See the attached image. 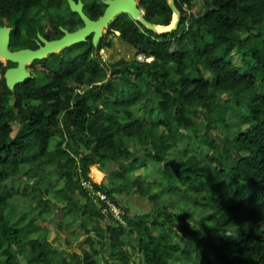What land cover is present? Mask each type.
Here are the masks:
<instances>
[{
  "label": "trees",
  "instance_id": "16d2710c",
  "mask_svg": "<svg viewBox=\"0 0 264 264\" xmlns=\"http://www.w3.org/2000/svg\"><path fill=\"white\" fill-rule=\"evenodd\" d=\"M82 1L91 19L103 16L105 0ZM175 3L181 20L172 32L155 33L121 14L97 48L90 37L35 61L34 75L14 91L1 69L0 255L6 260L0 264H99L95 241L109 248L112 258L137 264L127 253L129 234L136 238L132 249L142 255L141 264H264V0ZM200 4L207 8L197 14ZM139 7L159 26V33L172 24L168 0H140ZM43 13L49 15L46 30L40 21ZM0 25L15 28V50L37 47L38 33L55 40L63 36L61 27L75 31L84 23L67 0H0ZM23 32L29 42L22 39ZM116 32L137 51L134 58H103L101 51L113 47ZM236 49L241 67L233 60ZM140 55L145 60H139ZM110 69L119 74L125 89L108 80ZM81 87L87 89L79 92ZM258 87L262 93L244 99ZM15 122L21 128L13 137ZM219 128L226 131L225 139ZM185 140L194 141L195 148L176 159ZM148 161L158 174L156 187L130 177ZM108 162L121 164L116 184L93 185L124 207L127 225L104 214L81 183L82 178L91 179L93 165ZM27 177L35 178L30 186ZM55 178H63L56 192L66 203L65 214L88 234L95 222V240L87 239L91 250L73 260L56 255L55 234L35 220L17 228L6 215L17 196L37 201L38 215L48 213ZM241 183L247 185L246 192L239 190ZM135 192L149 196L152 203L161 193L188 192L195 207L184 210L176 203L181 211L175 213L164 204L133 217L117 194ZM196 209L200 219L191 224L187 217Z\"/></svg>",
  "mask_w": 264,
  "mask_h": 264
},
{
  "label": "rangeland",
  "instance_id": "374dc122",
  "mask_svg": "<svg viewBox=\"0 0 264 264\" xmlns=\"http://www.w3.org/2000/svg\"><path fill=\"white\" fill-rule=\"evenodd\" d=\"M206 8H207V5L200 4L196 7V13L202 14ZM40 21H41V24L44 26V29L46 27H48V24H49L48 13H43L40 16ZM106 31H107V29L105 30V33H106ZM242 36L244 38L247 37L248 32L242 31ZM121 50H123V49L117 47V48H111V51L113 52V54H111V53L108 54L107 49H105L102 52H103L104 58L108 62L109 61L114 62L116 59L120 58L119 52ZM126 55H128V54H126ZM127 58L130 59V56H128ZM233 60L237 66H239V67L243 66L242 55H241L240 51L237 49L233 52ZM112 71L113 70H111V69L109 70V74L107 77L108 80L112 81L113 84L118 89H125V84H124V82L121 81L119 74H112ZM254 73H255V75H258L257 72H254ZM35 77L38 79L39 74H36ZM207 77L210 80H213V76L211 73H208ZM86 89H87L86 87H81L79 92H83ZM260 93H262V89L258 87L256 93H249V94L244 96V99L245 98L246 99H252L255 94H260ZM224 96L227 97V94H224ZM230 107L231 108L233 107L232 102L230 103ZM243 112L247 113L246 110H243ZM236 127L237 126H233L232 128L235 129ZM245 127H247V126H245ZM20 128H21L20 122L13 123V137L16 136V134L18 133ZM232 128H230V129H232ZM204 131H205V124H202L201 134L204 133ZM217 132L221 135L222 139H225V137H226V131L225 130L219 128L217 130ZM187 137H189V134L187 135ZM127 141H128L130 149L136 150L135 143L132 140H127ZM194 148H195V142L194 141L190 142L189 140H185V141L180 142L179 147H178L179 152L176 154V157H177L176 159H180L184 155L185 149H187V150L189 149L190 151H193ZM120 167H121V164L117 163V165L114 166V169L117 170V169H120ZM91 170H92V167H91ZM130 177L140 178L143 181L147 182L148 185L152 186V187H156L157 183H158V174L156 173L154 166H153V163L151 161H148L146 166H139L135 170L131 171ZM34 180H35L34 177H30V178L27 177V178H25L24 181L27 185L30 186L34 182ZM56 182H58V181H56ZM185 187H186V185L182 183V188H185ZM233 188H235V187L233 186ZM29 189H31L30 187L28 188V191H31ZM154 189H155L156 193H158V192L160 193L158 188H154ZM246 189H247V185L245 183H241L239 185L240 191L246 192ZM170 194H167V193L162 194L161 193V196H159L160 198L157 199V201H154L153 203L149 201V204L144 206V207L147 208L149 211H152L153 208L161 207L162 205L165 204L171 212H175V213H180V211H181L175 205L176 203H178L179 206L181 208H183L184 210H187V209L192 210L195 207L194 201L189 198L190 193H188V192L178 193L177 195L176 194L170 195ZM245 195H247V193H245ZM48 197L54 198L55 200L60 202L59 198H57L55 196V194H53V193L51 195L48 194ZM36 203H37V201L31 200V198L26 197V196H17L13 200H11L10 206L6 212V215H7L8 220L10 221V224L13 225L14 227L21 228V227L27 226L32 219V220H35L36 223H38L44 229H47V231H46L47 233H48V231H49V233H54L55 234V238H54L55 240H54L53 244L59 250L58 253H56V255L60 259H64V258H70L72 260L77 259V258L83 256V251L91 250L92 243L89 242V240H87L88 235L85 233V231L83 229H81L79 227V225H78L79 223L71 220L72 219L71 215H68V216L66 215V217H65V215L62 214V212H59L60 208H57V209H54V211H53V213H56L55 214L56 216H54L50 213H43L40 216V215H38L39 209H35ZM49 208L47 210L48 212H49V210H52L51 206H49ZM199 216H200L199 211H198V209H196L193 212L192 216L187 217V220L191 224H195L196 221L200 219ZM57 218H60L61 224H62V222H63V224L64 223H66L67 225L69 224L70 227H72V229H74V230L71 232V231H67L66 228L63 229L60 226ZM152 219L153 218L151 217L150 221H149L150 223H151ZM73 227H75V228H73ZM32 237L33 238L37 237V233L35 232V234H33ZM92 240L94 241L95 239L92 238ZM126 240H127V251H128L127 253H129L131 255V258L137 264H141V262L143 260L142 255H140V253H138V252L133 253V249H132L136 245V238L132 234H129L126 236ZM93 244H95L93 247L94 249H96V246L99 245L96 243V241ZM103 250H104L105 255L99 256V258H101V259H99V262H100L99 264H106V263L123 264L121 261L111 257V251L109 248H101V251H103ZM211 257H213V256L211 255ZM5 260H6V257L3 255H0V263L2 261H5ZM72 264H75V263L72 262ZM213 264H217V263L214 261Z\"/></svg>",
  "mask_w": 264,
  "mask_h": 264
},
{
  "label": "water",
  "instance_id": "95a60500",
  "mask_svg": "<svg viewBox=\"0 0 264 264\" xmlns=\"http://www.w3.org/2000/svg\"><path fill=\"white\" fill-rule=\"evenodd\" d=\"M70 9L78 13L83 20V27L70 31L68 28L61 27L63 36L59 39L48 40L39 34L40 47L36 50L22 49L18 51H10L9 44L11 39V28L0 27V57L11 62L17 63V67L8 69L5 78L8 87L14 91L17 84L24 83L33 75L27 69V65L37 60H43L51 54L63 51L65 48L74 46L78 43L87 41L92 37L93 44L97 48L100 40L108 29L110 23L121 14L130 16L133 20L140 22L148 30L158 34L169 33L176 30L180 24L181 13L178 10L175 0H168L174 12L172 24L164 27V31L159 33L155 24L149 22L145 18V11L139 7L140 0H105L106 9L103 16L97 20L91 19L84 11V3L82 0H67Z\"/></svg>",
  "mask_w": 264,
  "mask_h": 264
},
{
  "label": "crops",
  "instance_id": "0c3cea01",
  "mask_svg": "<svg viewBox=\"0 0 264 264\" xmlns=\"http://www.w3.org/2000/svg\"><path fill=\"white\" fill-rule=\"evenodd\" d=\"M119 36H120V33L119 32H116L112 36V40H113V47L112 48L119 47V48H122L123 49V50H121L119 52L120 53V58L119 59H116L115 61L120 60V59H123V58L129 59V58H127L128 56H130V59L134 58L135 55H136V53H137V51L131 45H129V44L121 41L120 38H119ZM107 52H108V54L109 53L113 54V52L111 51V49H107ZM126 54H128V55H126ZM115 165H117V163H114V162H108L105 165H99V164L93 165L92 168H94L95 170L93 172V169H92L90 171V173H89V176H90L91 180L93 182H95V183H106V184H109V185L116 184L117 177H118V172H119L120 169H117V170L114 169V166ZM93 174H95V175H93ZM95 176L100 177L101 179H97ZM133 179H136V178H133ZM56 181H58V182H56ZM62 181H63V178H57V179L55 178L53 180L54 183H53V186L51 187V192L49 194L50 195L52 193L55 194V196L57 198H59L60 202L57 201V200H55L54 198H49L48 197L49 199H52L53 202H54V204H55V205L53 204L51 206V209L52 210H49L48 213L56 216L55 215L56 213H53V211H54V209L60 208L59 209V212H62V214H64L65 217H66V214H65L66 203L64 202L62 196L58 195V193L56 192V188L62 183ZM117 196L119 198H121V200L123 201V203L129 209L130 215L133 216V217L145 215V214H148V213L152 212V211H149L147 208L144 207V206H146V205L149 204V201H150L149 196H144V195H142L139 192L131 193L129 195L128 194H117ZM57 219L59 221L60 226L63 229L66 228L67 231H71V232L74 230V229H72V227H70L69 224L68 225L66 223L63 224V222L61 224L60 218H57ZM89 223H91V221ZM94 224H95V222H93V223H91L89 225V230L91 231L90 234H88V231H86L85 229L81 228V229H83L85 231V233L88 235V237L89 236H92L94 238L96 236V231L93 230L94 229ZM75 227H73V228H75ZM96 249H100L99 250V254L96 255V258L98 260V263H100L99 262V259H101V258H99V256L105 255L104 254V250L101 251V247L99 245L96 246ZM106 264H109V263H106Z\"/></svg>",
  "mask_w": 264,
  "mask_h": 264
},
{
  "label": "built area",
  "instance_id": "2783aa9c",
  "mask_svg": "<svg viewBox=\"0 0 264 264\" xmlns=\"http://www.w3.org/2000/svg\"><path fill=\"white\" fill-rule=\"evenodd\" d=\"M103 49L102 51H104ZM101 51V54L103 56V52ZM104 58V56H103ZM105 59V58H104ZM139 60L143 61L145 60V56L140 55L138 57ZM106 60V59H105ZM81 172V171H80ZM82 185L89 191V195L94 201V203L100 205L102 207V212L106 215H111L112 218L122 224L127 225V219H126V211L122 205L116 204L112 202L107 193L102 192L101 190H98L94 187L93 181L85 180L84 178L81 179ZM102 203H105V206L102 205Z\"/></svg>",
  "mask_w": 264,
  "mask_h": 264
},
{
  "label": "flooded vegetation",
  "instance_id": "af4514ba",
  "mask_svg": "<svg viewBox=\"0 0 264 264\" xmlns=\"http://www.w3.org/2000/svg\"><path fill=\"white\" fill-rule=\"evenodd\" d=\"M0 27H9V28H11L10 35H11V39H12V34L15 31V28L12 27V26H9V25H0ZM46 28H45V30H46ZM39 34H41V33H38V36H39ZM42 36H44V35H42ZM11 39H10V44H9L10 51H18V50H22V49H32V50H36V49H38L40 47L39 37H38V39L35 40L37 47H35V48H33V47H25V48H18V49H15L14 50V49H12V46H11ZM22 39H24V41H27V42L30 41V39L27 37V35L25 34V32H23V34H22ZM33 63L27 65V69L31 72L32 75H34V73L32 72V65H33ZM17 65H18L17 63L11 62V61L3 58V57H0V78L2 76L1 69H5L7 71L8 69L17 67Z\"/></svg>",
  "mask_w": 264,
  "mask_h": 264
},
{
  "label": "bare ground",
  "instance_id": "6f19581e",
  "mask_svg": "<svg viewBox=\"0 0 264 264\" xmlns=\"http://www.w3.org/2000/svg\"><path fill=\"white\" fill-rule=\"evenodd\" d=\"M157 30H159V29H157ZM160 31H162V32H163L164 30H160ZM147 60H148V58H147Z\"/></svg>",
  "mask_w": 264,
  "mask_h": 264
}]
</instances>
